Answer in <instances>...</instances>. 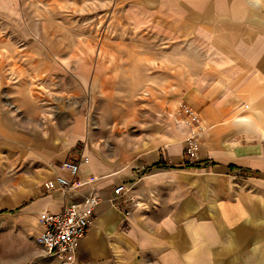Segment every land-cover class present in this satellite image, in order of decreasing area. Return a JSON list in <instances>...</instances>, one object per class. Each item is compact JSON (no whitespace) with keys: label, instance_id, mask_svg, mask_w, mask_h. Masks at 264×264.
<instances>
[{"label":"crops","instance_id":"obj_1","mask_svg":"<svg viewBox=\"0 0 264 264\" xmlns=\"http://www.w3.org/2000/svg\"><path fill=\"white\" fill-rule=\"evenodd\" d=\"M110 2L184 53L157 62L170 96L153 86L144 105L94 124L90 111L51 106L39 75L21 74L2 38L15 32L3 18L18 16L17 0H0V216L11 215L0 217V264L56 263L36 241L40 216L90 193L100 201L75 264H264V0ZM181 103L205 126L197 164ZM84 156L83 184L66 193L62 162Z\"/></svg>","mask_w":264,"mask_h":264},{"label":"rangeland","instance_id":"obj_2","mask_svg":"<svg viewBox=\"0 0 264 264\" xmlns=\"http://www.w3.org/2000/svg\"><path fill=\"white\" fill-rule=\"evenodd\" d=\"M17 9V17L3 18V26L15 32L3 33L2 38L16 45L12 55L21 74L39 75L47 84L43 91L50 95L51 106L63 100L64 105L90 111L94 124L106 122L121 107L144 105L151 99L146 91L153 86L158 85V95L167 92L164 83H155L154 75L162 70L157 62L171 53H184L168 49L155 33L135 27L110 0H17ZM31 58L35 63L26 66ZM107 73L112 78L107 80ZM4 228L0 226V240L8 233ZM1 250L5 249L0 243Z\"/></svg>","mask_w":264,"mask_h":264},{"label":"built area","instance_id":"obj_3","mask_svg":"<svg viewBox=\"0 0 264 264\" xmlns=\"http://www.w3.org/2000/svg\"><path fill=\"white\" fill-rule=\"evenodd\" d=\"M180 112L182 122L189 126L186 137V154L189 163L199 162L200 137L205 130L200 116L191 106L181 103ZM88 162V157H81L78 161L65 160L62 167L68 171V176H57L59 186L66 193H74L83 183L77 179L80 163ZM45 187H54L51 181ZM124 185L116 187L120 193ZM100 196L95 193L85 195L80 200L70 201L58 212H44L40 216L42 230L37 234L36 241L44 249L45 256L56 260L52 264H75V249L80 238L84 237L92 223L95 206L99 203ZM129 213V211L127 212Z\"/></svg>","mask_w":264,"mask_h":264}]
</instances>
